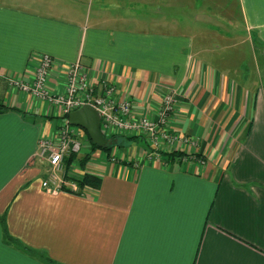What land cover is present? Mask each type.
I'll return each instance as SVG.
<instances>
[{"label": "crops", "instance_id": "obj_1", "mask_svg": "<svg viewBox=\"0 0 264 264\" xmlns=\"http://www.w3.org/2000/svg\"><path fill=\"white\" fill-rule=\"evenodd\" d=\"M42 56L55 97L77 64L95 97L113 84L136 118L157 121L173 95L163 129L190 144L142 135L149 155L87 166L98 192L51 194L39 144L63 110L0 80L14 109L0 114V217L14 239L58 264H264V0H0L4 79L32 82ZM0 264L45 263L0 226Z\"/></svg>", "mask_w": 264, "mask_h": 264}, {"label": "built area", "instance_id": "obj_2", "mask_svg": "<svg viewBox=\"0 0 264 264\" xmlns=\"http://www.w3.org/2000/svg\"><path fill=\"white\" fill-rule=\"evenodd\" d=\"M55 64L50 56H42L32 82L12 78L9 80L13 89L33 95L38 100L47 101L51 106L62 109L64 116H66L54 137L44 138L39 144L38 157L49 169L48 176L42 182V187L47 192L55 194L62 191L63 186H71L65 181L66 175L78 177L83 174L77 161L81 159L88 137L83 129L70 125L68 119L72 112L81 107L89 106L100 115L101 130L105 134L117 132L144 134L150 138L152 145L158 150L162 149L165 142L172 141L170 133L163 128L173 110V95L165 98L157 121H152L149 118H136L133 116L130 102L117 101L113 98L116 90L113 84H104V94L95 97L94 87L82 75L81 65L77 64L69 71V84L66 94L55 97L47 91V84ZM71 158H75V162L72 163L70 172H67L66 163ZM158 158L156 157V159ZM117 159L120 161L121 157L118 158V155L115 154L112 161L117 162ZM71 187L76 190L74 185Z\"/></svg>", "mask_w": 264, "mask_h": 264}, {"label": "trees", "instance_id": "obj_3", "mask_svg": "<svg viewBox=\"0 0 264 264\" xmlns=\"http://www.w3.org/2000/svg\"><path fill=\"white\" fill-rule=\"evenodd\" d=\"M0 80L5 81V83L7 84V87H9V81L4 79L3 75L0 73ZM5 84V86H6ZM8 110H14L13 108L8 107L4 101L2 99H0V114L8 111ZM64 119H66V116L63 117ZM86 132V131H85ZM87 137L89 142L92 145V150L90 151V153L86 156V158L84 159H79L77 161L80 169L83 171V174L81 176L78 177H69L68 175H66L65 177V181L68 182L71 185H74L76 187V190H74L71 186H63L62 187V191L67 192V193H71V194H76V195H88L91 192H98V190L101 187V178L97 175H94L92 173L86 172V168L89 164V161L92 157H94L93 155L96 152L102 153L104 154L108 160H111L115 157L116 152L113 154V150L114 148L117 146L119 149H117L118 151L120 150V148L125 147L120 141L124 140L125 141H131L133 139L136 138H125L121 135L117 136L115 135L114 137H106L109 140V143L107 146L105 147H100L96 144H94L92 142V140L90 139L88 133L86 132ZM168 158V161H176L177 159H183L184 156H187V154L181 153V152H172L166 155ZM75 162V158H71L69 160H67L66 166H67V172H70V167L72 165V163ZM129 164V162H126ZM0 226L2 229V233H3V239H4V243L9 246V247H14L17 250L33 255L36 258L42 259L44 261L45 264H58L54 261H52L49 257L45 256L44 254H40V252H37L35 250H32L26 246H24L23 244H21L20 242H18L16 239H14L9 231H8V227H7V223H6V216H2L0 217Z\"/></svg>", "mask_w": 264, "mask_h": 264}, {"label": "rangeland", "instance_id": "obj_4", "mask_svg": "<svg viewBox=\"0 0 264 264\" xmlns=\"http://www.w3.org/2000/svg\"><path fill=\"white\" fill-rule=\"evenodd\" d=\"M178 12H177V10L172 9L171 16L173 14H178ZM1 93H2V91L0 90V96H2ZM168 119H167V121H168ZM60 124L57 126V130H56L55 133H57V131H59V128L61 126ZM102 133H103V135L105 137H107V136L108 137H114L115 134H116V133H114V134L113 133H111V134H105L103 131H102ZM142 135H144V134L132 133V134L121 135V136H123L125 138L127 137V138H136V139H133V140L129 141V143L131 142L132 145L128 149L125 146V147L120 148L119 151H121V153L125 155L128 150L129 151H132L133 150L134 153H139L142 150V151H145V154L146 155H149L150 148L147 145L145 139H143V138H141V139L140 138H137V137H141ZM117 136H119V135H117ZM170 136L172 137V141H167V142L164 141L165 143L162 146V150L165 149V147L171 148L172 146H175L176 144H180V143H184L186 145L190 144V141L181 139L175 133H170ZM176 138H177V140L178 139H180V140L177 141ZM120 142L123 143L124 141L122 140ZM168 142H172L174 144H170ZM191 145L194 148H197L199 144L197 142H194ZM117 149H119V148L116 146L114 148V150H113V154L117 151L118 153L116 152V154L118 155V158H119V157H121V153H119V151ZM87 150H90V151L92 150V145H91V143L89 142L88 139H86L85 149H84V151H83V153L81 155V158L82 159L86 158V156L88 155L87 154V152H88ZM93 156L94 157H92L90 159V161H89L88 167L94 168L96 171H99V172H108L113 166H115L116 163H119V159H117V162H113L112 159L111 160H108L107 157L104 154L99 153V152H96ZM184 158L187 159V161H197L196 159H202L203 161H205L204 158L201 155H198V154H192V155L187 154V156H184L183 159Z\"/></svg>", "mask_w": 264, "mask_h": 264}, {"label": "water", "instance_id": "obj_5", "mask_svg": "<svg viewBox=\"0 0 264 264\" xmlns=\"http://www.w3.org/2000/svg\"><path fill=\"white\" fill-rule=\"evenodd\" d=\"M68 119L70 125L86 131L94 144L100 147L108 145L109 140L101 130V117L93 108L89 106L81 107L72 112Z\"/></svg>", "mask_w": 264, "mask_h": 264}]
</instances>
